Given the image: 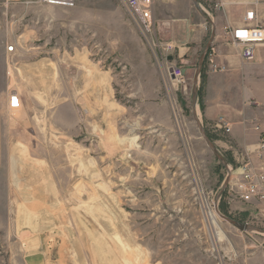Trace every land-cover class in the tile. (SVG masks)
<instances>
[{
  "label": "rangeland",
  "instance_id": "1",
  "mask_svg": "<svg viewBox=\"0 0 264 264\" xmlns=\"http://www.w3.org/2000/svg\"><path fill=\"white\" fill-rule=\"evenodd\" d=\"M214 2H156L176 83L121 0H0V264H264L241 156L202 118Z\"/></svg>",
  "mask_w": 264,
  "mask_h": 264
},
{
  "label": "crops",
  "instance_id": "2",
  "mask_svg": "<svg viewBox=\"0 0 264 264\" xmlns=\"http://www.w3.org/2000/svg\"><path fill=\"white\" fill-rule=\"evenodd\" d=\"M250 1L222 0V8L218 10L223 18L220 22L224 23L216 24V28L220 26L223 32L228 24L237 25L236 20H230L229 14L237 16L238 12L242 16ZM184 20L190 21L186 17ZM219 36L222 41L214 47L215 60L225 69L208 71L203 80L202 118L213 131H219L223 127L218 118L222 117L227 122L223 128L227 141L218 138L216 142L232 149L237 159L247 156L254 166H264V149H259L261 131H264V44L256 48L252 62L242 63L237 48L230 44L224 32ZM216 40L217 36L213 43ZM254 125H259L260 130H255Z\"/></svg>",
  "mask_w": 264,
  "mask_h": 264
},
{
  "label": "built area",
  "instance_id": "3",
  "mask_svg": "<svg viewBox=\"0 0 264 264\" xmlns=\"http://www.w3.org/2000/svg\"><path fill=\"white\" fill-rule=\"evenodd\" d=\"M8 1V0H6ZM24 3H41L51 6H70L75 0H12ZM159 0H121L128 10L131 18L138 26L143 38L150 45L160 62L165 65V77L172 82L183 80L184 70L181 66L172 62L171 53L175 46L169 41H160L156 37V23L153 17L156 2ZM241 20L235 26L229 24L223 28L224 34L228 37L230 44L237 48L238 56L242 63L252 62L255 58V50L264 44V1L251 0L248 2ZM214 7L222 8V0H215ZM163 26L165 24H162ZM13 46L7 47V52L13 51ZM216 50L212 46L207 52V62L212 71H221L225 66L216 63ZM9 108L16 110L20 108V100L17 95L9 97ZM220 127H226L227 122L218 118ZM255 130H260L259 125H254ZM260 139L259 149H264V131ZM239 197L243 204L251 208L255 213L254 217H259L264 221V166L262 164L254 166L246 156L241 161L240 180L237 184ZM250 215L252 213L250 212ZM248 224V223H246ZM249 225V224H248Z\"/></svg>",
  "mask_w": 264,
  "mask_h": 264
},
{
  "label": "water",
  "instance_id": "4",
  "mask_svg": "<svg viewBox=\"0 0 264 264\" xmlns=\"http://www.w3.org/2000/svg\"><path fill=\"white\" fill-rule=\"evenodd\" d=\"M213 33V32H212ZM213 37V34L211 36V38ZM171 58V57H170ZM195 94V93H194ZM205 141L206 143L208 144V146L210 147V149L213 151V153L218 156L215 148L213 147V145L211 144V142L209 141V139L207 137H205ZM223 217V216H222ZM227 221L231 222L232 224H234L239 230L241 231H253L255 230L253 227H251L250 225L246 224V223H241V222H237V221H234L230 218H226L224 217Z\"/></svg>",
  "mask_w": 264,
  "mask_h": 264
},
{
  "label": "trees",
  "instance_id": "5",
  "mask_svg": "<svg viewBox=\"0 0 264 264\" xmlns=\"http://www.w3.org/2000/svg\"><path fill=\"white\" fill-rule=\"evenodd\" d=\"M203 80H204V79L201 80V83H200V84H203Z\"/></svg>",
  "mask_w": 264,
  "mask_h": 264
}]
</instances>
